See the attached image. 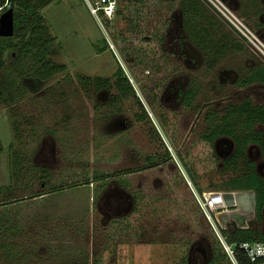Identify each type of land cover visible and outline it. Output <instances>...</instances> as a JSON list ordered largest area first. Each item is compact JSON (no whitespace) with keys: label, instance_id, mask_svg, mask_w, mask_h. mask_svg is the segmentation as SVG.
<instances>
[{"label":"rangeland","instance_id":"obj_1","mask_svg":"<svg viewBox=\"0 0 264 264\" xmlns=\"http://www.w3.org/2000/svg\"><path fill=\"white\" fill-rule=\"evenodd\" d=\"M95 1L57 0L39 11L53 39L49 59L57 66H64V72L44 81L35 80L28 76V69L10 67L16 51L3 54L2 60L9 71L0 72V188L10 182L11 154L16 155L22 169L29 172L23 173L22 182L12 187L11 199L15 202L7 203L5 196L9 193L0 196V203L7 204L0 207V221L8 218L9 224L0 226V236H5L13 224L20 230L17 245L20 254L4 264H82L88 257L91 261L98 260V264H179L185 256H188L187 264H205L209 257L207 245L201 242L189 247L185 241L179 242L178 237L188 239L193 230H206V227L220 236V230L228 222L252 230L264 241V211L257 221L254 194L218 189L222 181L245 170L243 163L240 162L236 173L228 170L195 179L202 192L200 196L215 192L248 196L239 198L234 205L231 200L236 199L230 195L228 208L211 214L212 224L198 212L195 202L193 205L192 201L183 200L180 184L170 179L177 168L194 190L179 165L175 148L198 139L206 130L204 116L209 110L221 115L227 105H237L246 96L264 106V86L237 88L225 81L245 79L253 67L259 66L258 61L218 27L226 42L222 53L198 49L184 33L190 47L200 57L197 63H187L175 44L177 38L182 39L180 30L175 27L179 20L176 12L175 19L167 25L168 44L164 47V56L154 63L156 73L135 82L127 60L119 54L109 34L106 20L91 15L88 10L87 4ZM171 1L178 0H168ZM223 1L233 11L236 8L235 13L254 30L264 21L260 22L259 15L264 10L262 0ZM238 2L248 14L246 18L239 11ZM128 4L117 1L114 18L108 21L126 38L136 34L127 22L130 18ZM145 5L147 11L151 8V18L156 22L168 15L167 0H146ZM206 14L199 21L208 20L206 17L210 18V14ZM146 21L149 28L154 27L151 20ZM17 41L13 39L12 43L16 45ZM119 67L133 85L140 105L128 99L111 106L114 90L97 93L92 87L82 85L84 77L114 82ZM190 84H194L196 98L191 107L186 108L178 93ZM154 86H160L161 104L174 113L177 121L171 132L172 141L143 98L142 88ZM12 100L22 101L13 103ZM143 111L147 117L138 121ZM10 119L18 127L14 140ZM230 143L225 137L214 143L220 160L231 154ZM248 150L246 147V158L254 162L261 175L264 160L258 149ZM165 151L170 154L173 166L163 164L154 170L123 175L161 161ZM42 168L49 170L50 178L46 182L49 187L77 186L42 199L43 196L37 195L50 191L40 186L45 183ZM104 175L111 176L107 185H102L104 181L93 182L95 176ZM113 175L117 176L112 178ZM86 181L89 184L82 185ZM131 192L144 198L140 199L141 210L135 217L140 225L120 235L111 222L134 211ZM25 196L28 199H23ZM162 198L167 200H160ZM174 208L183 213L185 220L179 221L181 216L178 212L172 213ZM165 218L170 220L165 222ZM166 223L168 225L163 227ZM158 228V231L164 230L159 233ZM173 231L177 236H171Z\"/></svg>","mask_w":264,"mask_h":264},{"label":"trees","instance_id":"obj_2","mask_svg":"<svg viewBox=\"0 0 264 264\" xmlns=\"http://www.w3.org/2000/svg\"><path fill=\"white\" fill-rule=\"evenodd\" d=\"M55 1L57 0H8L10 9L13 11V36L11 38L0 37V72L2 70L9 71L8 68L5 67L2 60L5 51H16L14 59L10 65L11 68L13 67L14 70L28 69V76L35 80L44 81L64 72V66H57L49 59V48L53 43V39L49 36L45 22L39 14L41 9L49 6ZM115 1L129 3L128 9L130 10L128 15L130 18L127 22L131 31L136 32V34L127 38L123 37L114 29V24H111L108 21H106V23L108 24L109 34L113 38L116 48L123 59L127 60V65L129 66L131 73L134 75L135 82L143 81V79L152 77L154 73H156L157 67L154 63L162 60L164 56L163 48L166 40L167 25L171 22V17L176 16V12L180 14V22L184 33H186V36L192 40L194 46L208 53L223 52V49L220 48L219 45H216L213 39H206V37L201 36L202 29L198 28V22L204 15L207 16V14L197 0H178L176 2H168L167 0L168 15L164 20L160 19V22H156L151 18L153 14L150 12L151 8L149 9L150 11H147L145 5L146 0ZM238 3L239 11L243 13L242 16L246 18L248 14L243 12L241 3ZM235 10L237 11V9ZM116 15L119 16L120 14L116 13ZM259 15H262V12H260ZM206 18H209V16ZM147 19L152 21L154 27H148L146 21ZM209 19L212 20L215 26L221 28L215 20L211 17ZM135 20L139 22L136 23ZM203 21L205 22L206 19ZM206 23L213 27L209 22ZM259 27H264V24H259L257 26V30H259ZM227 35L229 36L228 33ZM222 36L224 35L222 34ZM13 39L18 40L16 45L12 43ZM236 44L240 47V49L242 48V46L237 42ZM145 72H148V74H145ZM81 81L83 86L92 87L93 91L97 93L101 90H114L115 94L110 97L109 104L111 106H115L117 103L128 99H134L137 101V104L140 105L133 85L129 82L128 77L121 68L118 69L114 82H111L109 79H91L89 77H84ZM253 84L264 86V67L260 65L253 67L252 70L248 72L245 79L235 83V85L239 88L249 87ZM193 86L194 84H190L182 95L183 106L186 108H190L196 98V92L194 91ZM142 93L144 98L147 99L161 127L166 131L167 135H169V140L172 141L171 132L174 130L177 121L174 113L164 108L160 103V86H154L153 88L143 87ZM16 101L17 100H14L13 103H16ZM19 101L22 100H18L17 103ZM143 117H147L145 112H143L142 116H138V121H142ZM204 122L206 124V130L198 137L197 140L189 144L185 143L183 145L176 146L175 154L180 167L192 182L195 192L198 195H201L202 192L199 190L197 183H195L196 178L207 177L215 172L226 173L228 170L236 173L240 162L243 163L245 170L239 175L235 174L234 176L222 181V185H220L218 189L238 192H252L255 196V219L259 221L261 219V213L264 209V179L257 175L252 162L246 158L245 148L248 144H256L260 146L264 152L263 144L261 142V134L256 133L253 130V127L256 124L264 125V106L255 104L251 97L246 96L237 105H227L221 115L213 110H209L204 116ZM13 123L14 122L12 121L11 129L14 140L17 139L18 127ZM223 137L230 138L233 141L234 150L228 159L221 162L214 151V143L216 140ZM200 149H202L201 152ZM11 155L12 158L10 160L9 171L11 182L8 187L0 188V196L4 192H6V194L9 193L7 197L5 196V198H7L5 200H8L7 203L15 202L11 199L13 195L11 192L14 190L12 187L19 185L23 177V173L29 174L28 170L22 169V164L19 165L17 156L14 154ZM169 163L173 166V164H171L173 162L170 154L165 151L164 158L161 161L152 162L150 165L140 170H129L124 172L123 175L134 172H142L147 169L154 170L163 164ZM220 163L221 167L219 166ZM41 172L45 183L40 184V186L42 190L47 188L50 191H43L37 196L46 197L49 194L63 192L77 186L59 184L57 186L49 187L46 183L50 178L49 170L42 168ZM116 176L117 175H113L112 178ZM110 177L106 175L99 177L95 176L93 178V182L99 183L104 181V184L102 185L105 186L109 183V179H111ZM170 179H172V181H178L180 184V188L182 190L181 196L183 200L192 201L191 203L194 205V197L186 183L187 179L183 178L177 168L174 169V174L170 176ZM85 184L88 185V181L84 182L82 185ZM131 198L134 201V211L120 220L111 222L114 229H117L119 231L118 234L120 235L134 229L136 225H140V223H137V219L135 217L139 216V211L141 209L138 205L144 198L141 199L132 192ZM23 199H28V197L25 196ZM160 200L167 199L162 198ZM3 205L7 206V204L0 203V207H3ZM173 211V214L175 212L180 214L181 219H179V221L185 220L181 211H178L176 208H174ZM198 212L200 211L198 210ZM197 213L196 215H193V220L197 216ZM7 220L8 218H6L5 221L1 219L0 226L9 225ZM169 220V218H165L164 221L167 222ZM119 222H123V224H119ZM167 225L168 223L164 224L163 227H166ZM11 227L6 231L5 236H0V264H4L7 260L16 257V254H20L17 246L19 241L18 235L20 233L19 226L17 224H13ZM158 230L159 228L157 231ZM162 231L158 232L161 233ZM174 234L171 233V236H177L176 232H174ZM191 235L192 236L190 238H186L187 240L182 238V236H179L178 241H185V245L189 247L194 244L204 242L209 250V257L205 264H230L217 236L209 227H206V230H193ZM220 237L226 244L263 241V237L261 235L255 236L252 230L238 228L232 222H228L226 226L220 230ZM88 262H91L90 264H98V260L91 261L89 257L86 258V260L84 259L82 264H89ZM187 263L188 256H185L179 262V264ZM241 263H244L243 260H241Z\"/></svg>","mask_w":264,"mask_h":264},{"label":"built area","instance_id":"obj_3","mask_svg":"<svg viewBox=\"0 0 264 264\" xmlns=\"http://www.w3.org/2000/svg\"><path fill=\"white\" fill-rule=\"evenodd\" d=\"M197 2L229 34L232 40L240 44L246 52H249L258 61L260 66L264 67V28L254 30L249 27L223 0H197ZM115 6V0H96L92 4H87L91 15L96 14V16L98 15L106 21L113 20ZM8 9H10L8 0L0 1V17ZM187 184L190 187L189 181H187ZM190 190L198 210L210 224H212V213L228 208L230 195L236 199L231 200L234 205H237L239 198L245 199V197H248L244 194H221L216 192L215 194L209 193L200 196L191 187ZM214 233L230 264H264V241L226 244L216 232ZM241 260L244 263H241Z\"/></svg>","mask_w":264,"mask_h":264},{"label":"flooded vegetation","instance_id":"obj_4","mask_svg":"<svg viewBox=\"0 0 264 264\" xmlns=\"http://www.w3.org/2000/svg\"><path fill=\"white\" fill-rule=\"evenodd\" d=\"M262 2L264 3V0H262ZM236 8H234V10H235ZM263 9H264V7H263ZM236 11V10H235ZM262 16H264V10L262 11V15L260 16V22H261V20L263 19L264 20V17H262ZM172 19H175V17L173 16V17H171ZM171 22H172V20H171ZM262 24H264V21L263 22H261ZM176 27V29H177V31H179L180 30V34H182V39H179L178 40V38L176 39V41H175V44H176V48H177V50L178 51H180L183 55H184V57H185V61H187V63H197L196 61H199V59H200V57H197L196 56V54H198L197 52H195L191 47H190V43L187 41V39L185 38V34H184V31H183V29H182V26H181V22H180V14H179V21H178V23H177V25L175 26ZM262 28H264V27H259V29H262ZM182 32V33H181ZM170 34V33H169ZM169 34L167 35V36H169ZM263 37H264V35H263ZM167 38V37H166ZM169 38V37H168ZM171 40H173V39H171ZM170 40V41H171ZM168 44V41H166L165 40V43H164V47L166 46ZM164 49V48H163ZM120 54V53H119ZM173 56H175V54H172ZM123 58V57H122ZM195 61V62H194ZM127 65V64H126ZM259 65V64H258ZM120 68V67H119ZM147 74H148V72H147ZM129 79V78H128ZM225 80V79H224ZM225 81H228V82H230V83H233V84H235L236 82H231V81H229L228 79H226ZM225 83V82H224ZM254 87V86H256V85H251V86H249V87ZM249 87H245V88H249ZM237 88H239V87H237ZM101 91H104V90H101ZM100 91V92H101ZM185 92V90L184 91H182V92H179L178 94L180 95V97H181V104H182V106H183V93ZM143 98H144V96H143ZM161 98H162V96L160 97V103H161ZM145 99V101H146V103H147V105L150 107V105H149V103H148V101H147V99L146 98H144ZM151 108V107H150ZM170 110V109H169ZM171 111V110H170ZM144 112V111H143ZM143 112H142V114H143ZM142 114H141V116H142ZM156 117V116H155ZM143 118H145V117H143ZM157 118V117H156ZM264 129V125H262V124H256V125H254V127H253V130H254V132H256V133H260L261 134V142H262V144H263V148H264V132L262 131ZM220 139V138H219ZM218 139V140H219ZM217 141V140H216ZM215 141V142H216ZM228 141L229 142H231L230 143V148H231V154L227 157V158H225V159H223V160H221V162L222 161H224V160H226V159H228L231 155H232V153H233V150H234V143H233V141L230 139V138H228ZM247 147H248V149L250 150V149H258V152H259V155L262 157V159L264 160V152H263V149L260 147V146H258V145H256V144H248L247 145ZM216 149V147L214 148V150ZM248 150V151H249ZM215 153H216V150H215ZM216 155H217V157H218V154L216 153ZM249 161L250 162H252L250 159H249ZM252 164H253V166H254V170H255V172L257 173V175H259V177L260 178H262V179H264V170H262V172H261V175L259 174V172H258V170H257V168H256V166H255V164H254V162H252ZM219 166L221 167V163L219 164ZM261 169H263V167L261 166ZM254 199V198H253ZM263 211H264V209H263ZM263 211H262V213H263ZM262 213H261V215H262Z\"/></svg>","mask_w":264,"mask_h":264},{"label":"crops","instance_id":"obj_5","mask_svg":"<svg viewBox=\"0 0 264 264\" xmlns=\"http://www.w3.org/2000/svg\"><path fill=\"white\" fill-rule=\"evenodd\" d=\"M177 21V20H176ZM179 21V20H178ZM178 21H177V23H178ZM175 22V21H174ZM206 22H209L213 27H211V26H209L208 25V23H206ZM199 24V26H198V28H201L202 29V31H201V36L202 37H206V39H213V41L215 42V44L216 45H219L220 46V48H222L223 49V51L225 50V48H226V42H225V40H223L224 38H223V36H222V33L219 31V29H218V27L217 26H215L214 24H213V22H212V20H210L209 18H208V20H206L205 22H201V21H199L198 22ZM201 26V27H200ZM193 44V43H192ZM194 45V44H193ZM216 50V49H215ZM20 104V103H19ZM4 110H6L7 111V108H3ZM10 121L12 122V120L10 119ZM32 129V128H31ZM11 131H12V129H11ZM13 136V135H12ZM10 182H11V180H9ZM9 182V183H10ZM9 183H8V185L7 186H4V187H8L9 186ZM42 199L44 198V197H41Z\"/></svg>","mask_w":264,"mask_h":264},{"label":"water","instance_id":"obj_6","mask_svg":"<svg viewBox=\"0 0 264 264\" xmlns=\"http://www.w3.org/2000/svg\"><path fill=\"white\" fill-rule=\"evenodd\" d=\"M13 36V11L8 9L0 17V37L11 38Z\"/></svg>","mask_w":264,"mask_h":264}]
</instances>
